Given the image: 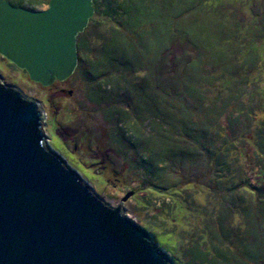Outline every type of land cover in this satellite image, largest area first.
<instances>
[{"label":"rangeland","instance_id":"rangeland-1","mask_svg":"<svg viewBox=\"0 0 264 264\" xmlns=\"http://www.w3.org/2000/svg\"><path fill=\"white\" fill-rule=\"evenodd\" d=\"M25 1L29 4L31 0ZM105 1L100 2L103 5ZM102 5L100 12L105 10ZM47 7L41 5L38 10ZM215 8L226 17L220 26L225 48L222 59L216 60L223 48L213 29L215 23H220L216 21L219 18L212 19L214 14L203 8L210 18L199 19V48L176 38L164 48L161 40L165 41V34L169 37L170 32L161 33V23L149 38L150 51L143 48L150 56L161 52L168 63L163 77H176L175 93L166 95L167 105L175 106L170 114L176 115L180 123L184 109L192 112V122L184 125L186 129L176 128L175 121L170 120L168 135L177 138L162 134L161 140L167 146L171 142V148L182 153L185 148L181 150V145H193L195 135L197 141L208 145L199 146V159L195 147L193 154L189 151L195 161H172L167 146L163 149V143L154 138L146 144L144 135L138 132L139 126L143 130L142 116L151 117L158 110L154 101L147 100L151 96L149 87L140 89L156 64L151 71L136 74L122 70L111 78L93 64L90 55L78 71L43 84L0 53L1 81L16 86L27 98L40 101L46 145L80 174L103 203L113 207L122 203L123 214L145 228L173 264H204L203 251L215 253L213 244L220 248L225 244L230 251L227 260L222 256L226 249L216 256L208 252L219 264H264L263 247L256 254L258 261L253 260L256 242L264 244V213L257 216L253 211L254 222L247 221L238 209L248 194L232 187L241 185L245 189L248 183L254 190L250 193L252 200L264 203V0H220ZM110 12L101 13L100 25L90 31L93 50L101 44L104 30L123 28L121 17ZM179 23L181 29L177 31L182 35L186 26L183 21ZM211 53L216 59L209 57ZM194 57L199 64L191 73L196 77L193 81L199 89V99L190 97L182 81V72L190 73L186 61ZM114 109L126 110L132 117L119 112L113 119ZM154 147L156 151H166L155 163L137 157ZM219 157L230 161L240 175L218 182L225 179L215 168ZM258 186L260 199L255 196ZM230 254L236 259H230Z\"/></svg>","mask_w":264,"mask_h":264},{"label":"water","instance_id":"water-1","mask_svg":"<svg viewBox=\"0 0 264 264\" xmlns=\"http://www.w3.org/2000/svg\"><path fill=\"white\" fill-rule=\"evenodd\" d=\"M92 0L43 10L0 0V53L43 84L71 75ZM0 74V264H173L148 231L103 203L46 145L41 103Z\"/></svg>","mask_w":264,"mask_h":264},{"label":"trees","instance_id":"trees-1","mask_svg":"<svg viewBox=\"0 0 264 264\" xmlns=\"http://www.w3.org/2000/svg\"><path fill=\"white\" fill-rule=\"evenodd\" d=\"M100 1L102 0H92L94 10L93 14L90 17L89 22L87 23L83 31H81L77 35L76 46L78 62L74 72L80 69V66L83 64V60L85 59V57H90V55H92L94 58L93 64H95V66L101 69L102 71L108 72L109 74L107 75H109L111 78H114L115 74L118 71L120 72L122 70L132 71V73L135 72L136 74H138L142 70L149 69L148 71H151V66L156 64L155 68H152V71L148 73V76L142 81V86H140V89L143 90L149 87L151 91V96L147 98V100L149 99V101H154V103L158 107V110L152 112L151 117L148 114L143 115L144 117L141 114H138L139 116H142L141 123L143 127L142 130L139 126L138 132H141L144 135L142 139H145L144 141L146 144L151 138H154V140L156 139V142H160L161 144L163 143L164 146H162V148L165 149V146L167 145L163 142V140H161V136L163 134L164 137L165 135L171 137L170 135H168L167 131L168 125L171 126L169 123L170 120L175 121L176 125L174 124V126L176 128H179L180 126L183 129H186L187 127L185 126H188L189 123L192 122V112L183 108V116L182 118H180L181 120H183V122L181 121L180 123L176 121V118H178L176 115L170 114V110H174L175 106L170 108V106L167 105L166 95L175 93V84L177 83L175 79L176 77L169 78V80L167 77H163V70H165L164 67H166L168 64L166 61V57H164V55H160L161 52H156L154 56H150L148 52L150 51L149 49L151 47L149 38L152 32H157V30L160 28L161 23V33H163L164 30L166 32H170L169 37H167V35L165 34V41L161 40L164 48L167 47L168 43L173 42L175 38L185 39L187 43L193 44L199 48V19H209L210 14L212 13L214 14L212 19H214L215 16L219 18L216 19V21L220 23H215V27L213 29L216 28V31L219 34L218 42L219 45L222 46L221 43L223 42H221L222 37L220 36L223 32L220 26L224 25L223 22L225 21L226 17H224L225 14L223 12L215 8L216 4H218L220 0H120L117 2L114 0H107L103 5V2ZM101 5L105 7V10H102L100 12L102 8ZM202 8L205 10L208 9L207 11L210 14H208L207 12H203ZM107 12H110L119 18L121 17L120 20L123 23V28H120L119 26H113L107 31L104 30L101 34V44L98 46H94L95 48L93 50V46H91V44L89 43V40H91L90 31L100 25V21L98 19L99 15L101 13L107 14ZM168 17L169 19H167ZM180 21H183L184 26H186L185 32L182 35L177 31L178 28L181 29V27L178 25L181 24L179 23ZM167 27H169V29H166ZM157 37L159 36L157 35ZM143 48L148 49V51L144 52ZM222 48L223 49H221V51L219 52L220 54L217 59L213 58L212 53L209 57L216 60L222 59V57H224L225 55V48L223 46ZM213 53H215V50H213ZM171 64L174 65V62H172ZM198 64L199 61L197 58H191L186 61V67L187 69H189L190 73H186V70L182 72L184 77L182 81L185 83V91L189 93L190 97H196L197 99H199V89L195 87V81L193 80H195L196 77L192 75L191 71H194L197 68ZM195 94H197V96H193ZM107 95L103 94V96L105 97ZM127 110H129L128 107ZM119 112L122 114V116L126 115L129 118L132 117L130 116V114H128V111L126 110L114 109V111H112L111 118L113 117V119H116V115H118L117 113ZM147 116L149 117L147 118ZM172 116L173 118H171ZM122 119L124 120V118ZM153 126H155L156 129ZM205 128L208 132V127L205 126ZM186 131L184 130V132ZM171 138L174 139L177 137L172 136ZM192 140L191 143L193 145L191 146L186 147V145H181V150L185 148L182 153L179 149L171 148V146H173L171 145V142L168 143L171 146L168 145L166 149L168 153L170 152L171 160L173 161L174 158L175 162L181 161L183 163L186 159H193L194 161L197 160L195 157H192V155L189 156L190 152L192 153V149H194V147L197 149L199 159V156L202 155L199 150V146L203 144H205L206 146L208 145L205 142H202V140L197 141L198 139L195 135H193ZM164 141L167 142L168 138L164 139ZM259 144L261 143L259 142ZM174 150H178V152ZM165 152L166 151L163 150L156 151V147H154L150 151L147 150L146 152L139 153L137 157L141 161L148 159L149 161L154 160L153 163H155V161L160 160L161 157L164 156L163 153L165 154ZM207 154L209 153L207 152ZM151 166L152 164L150 163V167ZM215 168L218 169L221 172V175L225 177V179H218V182H223L227 180L229 181L233 179L238 173L240 175V171L236 167L231 165L230 161L220 157L216 159ZM211 182L213 183V181ZM232 187L241 188L240 191L243 194H248V197H245L243 199V203L238 209V211L242 216L245 217L247 221L250 220L253 223L254 218L256 216L253 214V211L257 214V216L260 215L261 212L264 213V203L258 200H252V196L250 195V193H252V191L254 190L251 189L248 183H246L245 189L242 188L241 185H234ZM256 195L259 197V199L262 198L261 188L259 186L257 187V189H255V196ZM223 234L228 235L226 231H224ZM224 245L225 244H223V248H220L217 247V244H213V251L215 253H212V251H210L211 254L213 256H216V254H221L220 252L224 253L223 249H226V253H224V255L222 256L225 257L224 260H227V258H229V255H226L230 253V251L228 250V247H224ZM255 245L256 246H254L255 249L253 251V260L258 261L256 260V254H259L261 252V247H263L262 257L264 258V244L260 245L257 241ZM208 252L209 251H203L202 261L206 260V263L204 264H219V261H213L214 257H211L209 254L210 252ZM206 257H208V260ZM230 259H236V256L232 258L230 254ZM220 264L229 263L224 262Z\"/></svg>","mask_w":264,"mask_h":264},{"label":"flooded vegetation","instance_id":"flooded-vegetation-1","mask_svg":"<svg viewBox=\"0 0 264 264\" xmlns=\"http://www.w3.org/2000/svg\"><path fill=\"white\" fill-rule=\"evenodd\" d=\"M6 2H8L10 5L14 6V7H21V8H25L28 10H35L37 11L39 6L41 5H48L50 4V0H31L29 4H26L25 0H5ZM32 2V3H31ZM47 7V8H48ZM46 9V8H45ZM40 10V9H39ZM43 10V9H41ZM3 57V56H2ZM5 58V57H4ZM7 59V58H5ZM10 63H12L13 65L17 66L15 63H13L11 60L7 59ZM20 68V67H19ZM22 69V68H21Z\"/></svg>","mask_w":264,"mask_h":264}]
</instances>
